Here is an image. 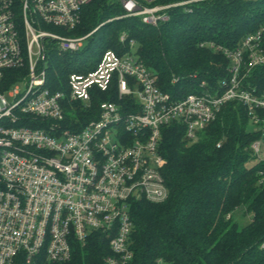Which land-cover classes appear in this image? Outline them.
Instances as JSON below:
<instances>
[{
	"label": "built area",
	"instance_id": "1",
	"mask_svg": "<svg viewBox=\"0 0 264 264\" xmlns=\"http://www.w3.org/2000/svg\"><path fill=\"white\" fill-rule=\"evenodd\" d=\"M94 1L0 0V84L8 71L18 73L0 92V264L66 263L76 245L96 235L109 240L105 264H129L131 202L169 198L159 148L162 130L172 124L195 140L225 105L239 102L254 130L262 131L251 150L255 161H264L258 113L264 91L245 85L252 70L264 66V25L234 49L209 44L230 61L229 77L217 89L202 82L185 96L170 94L133 53L108 50L96 65L70 74L67 91H52L50 56L81 52L98 28L81 37L72 33ZM112 1L125 18L158 27L173 9L207 0ZM114 87L118 102L99 103L94 119L83 125L68 118L72 104L87 106L93 93Z\"/></svg>",
	"mask_w": 264,
	"mask_h": 264
},
{
	"label": "trees",
	"instance_id": "2",
	"mask_svg": "<svg viewBox=\"0 0 264 264\" xmlns=\"http://www.w3.org/2000/svg\"><path fill=\"white\" fill-rule=\"evenodd\" d=\"M175 1L183 0L160 3ZM107 13L124 15L112 0H95L87 6L83 32L105 21ZM169 14V20L158 27L138 18L106 24L75 56L52 54L49 88L67 91L70 74L96 65L108 50L134 53L136 46L134 55L157 76L163 91L182 97L202 82L217 89L229 77L230 61L209 44L234 49L256 33L264 25V0H207ZM124 30L127 38L121 43ZM91 59L94 64L89 65ZM17 74L6 73L0 92L15 83ZM245 85L263 92L264 66L253 69ZM104 101L118 102L115 87L108 93H93L86 108L72 104L68 118L85 125L97 116V106ZM258 113L264 119V111ZM262 136L239 102L225 105L195 140H188L179 124L164 128L159 151L169 198L160 204L131 202L129 264H264V161H255L251 150ZM244 218L248 221L240 225ZM109 245L103 236H93L85 246L74 247L70 261L60 264H105L111 256Z\"/></svg>",
	"mask_w": 264,
	"mask_h": 264
},
{
	"label": "rangeland",
	"instance_id": "3",
	"mask_svg": "<svg viewBox=\"0 0 264 264\" xmlns=\"http://www.w3.org/2000/svg\"><path fill=\"white\" fill-rule=\"evenodd\" d=\"M184 1V0H183ZM183 1H175V2H172V3H170V4H177V3H181V2H183ZM245 1H257V0H245ZM164 3L165 2H163V3H160V0H158V2H157V4L158 5H164ZM107 4H112V2H110V1H108V3ZM116 5H113V7H115ZM108 14V13H107ZM114 14V13H113ZM113 14H108L109 16L107 17V19H105V21H103V22H100L97 26H95L92 30H90V31H88V32H86V33H84L83 32V30H82V24H81V26L79 27V28H77L76 29V31H74L73 33H72V35L73 36H76V37H81V36H84V35H87V34H89L90 32H92L93 30H95V29H97L98 28V30H97V32L104 26V25H108V24H113V23H116L117 21H123V20H125V19H128V18H125L124 17V15H113ZM107 16V15H106ZM97 32H95L94 34H93V36L97 33ZM126 33V31L124 30V31H121V33H120V37L122 36V35H124ZM92 36V37H93ZM86 46V45H85ZM123 48V47H122ZM133 52L135 53L136 52V46H134V48H133ZM133 53V54H134ZM91 58H93V57H91ZM96 60V59H95ZM90 64H94V59H91V61H90V63H89V65ZM65 88H66V85H65ZM7 99L9 100V101H11V99L7 96ZM79 106V105H78ZM80 106H83V105H80ZM83 108H86L85 106H83ZM248 220L247 219H243V220H241L240 221V225H244V224H246V222H247Z\"/></svg>",
	"mask_w": 264,
	"mask_h": 264
}]
</instances>
